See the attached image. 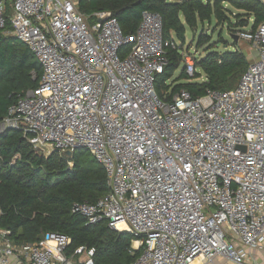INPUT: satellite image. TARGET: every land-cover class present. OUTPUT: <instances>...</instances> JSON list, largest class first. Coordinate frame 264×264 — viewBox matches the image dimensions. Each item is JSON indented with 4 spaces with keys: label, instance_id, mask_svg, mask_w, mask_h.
<instances>
[{
    "label": "built area",
    "instance_id": "2783aa9c",
    "mask_svg": "<svg viewBox=\"0 0 264 264\" xmlns=\"http://www.w3.org/2000/svg\"><path fill=\"white\" fill-rule=\"evenodd\" d=\"M77 2L0 0V31L25 44L42 70L39 85L8 108L0 133L19 131L43 155L86 150L109 191L70 211L132 235L140 253L131 264H262L264 22L234 33L255 53L234 89L198 98L181 90L166 102L154 82L178 44L164 38L160 16L144 11L137 30L124 34L110 13L90 20ZM180 55L193 77L195 56L186 48ZM10 235L0 229V264H95L94 249L67 254L62 234L33 244Z\"/></svg>",
    "mask_w": 264,
    "mask_h": 264
},
{
    "label": "trees",
    "instance_id": "16d2710c",
    "mask_svg": "<svg viewBox=\"0 0 264 264\" xmlns=\"http://www.w3.org/2000/svg\"><path fill=\"white\" fill-rule=\"evenodd\" d=\"M77 10L89 19L95 12L110 13L124 34L137 30L142 12L160 16L164 38L178 44L168 49L167 64L154 82L156 94L166 102L181 90L192 98L204 96L207 90H232L250 63L236 46L230 51L209 50L201 58L194 57L203 81H198L197 71L189 77L185 66L173 79L183 62L180 51L185 49L187 30L194 33L198 26L214 22L226 26L232 36L239 30L254 31L264 22L260 0H78ZM209 42L210 37L201 34L196 48ZM128 52L129 46L124 47L121 56ZM41 73L28 47L0 31V122L19 95L39 85ZM108 191L103 168L86 150H76L69 158L57 152L43 155L19 131L0 133V229L10 231L14 242L33 244L45 233H58L70 239L67 254L83 247L94 249L95 264L133 263L140 251L132 250V235L113 231L104 223L87 225L70 211L73 203H95Z\"/></svg>",
    "mask_w": 264,
    "mask_h": 264
},
{
    "label": "rangeland",
    "instance_id": "374dc122",
    "mask_svg": "<svg viewBox=\"0 0 264 264\" xmlns=\"http://www.w3.org/2000/svg\"><path fill=\"white\" fill-rule=\"evenodd\" d=\"M234 11V10H233ZM235 12V11H234ZM229 31L227 30L226 26H223L222 28L219 26H216L214 22L211 23L210 26L204 25L203 27L198 26V28L195 30L194 33L190 32L189 30L186 31V37H185V47L188 48L189 52L195 56V58H201L207 54L209 50L217 51V52H223V51H230L234 50V48H238L241 50L246 56L248 57L249 61L253 60L255 58V53L251 45L248 43H245L240 40L233 41L229 35ZM201 34H206L210 37V42L207 45H204L201 48H196L197 39ZM221 37V40L220 38ZM224 43L227 44L225 47ZM214 45L211 49L208 47ZM236 46V47H235ZM192 55V56H193ZM184 63L182 62L179 68L175 71L173 79L177 78L182 69L184 68ZM197 71V70H196ZM199 74V80H204V75L199 70L197 71ZM1 131V130H0ZM50 153V150L48 148L45 149V154ZM65 157H70L66 156Z\"/></svg>",
    "mask_w": 264,
    "mask_h": 264
},
{
    "label": "crops",
    "instance_id": "0c3cea01",
    "mask_svg": "<svg viewBox=\"0 0 264 264\" xmlns=\"http://www.w3.org/2000/svg\"><path fill=\"white\" fill-rule=\"evenodd\" d=\"M260 1H261V2L263 3V5H264V0H260ZM258 258H259L260 262H261L262 264H264V252H261L260 255L258 256ZM208 264H229V263H227V262L224 261L223 259L218 258V259L214 260L212 263H208Z\"/></svg>",
    "mask_w": 264,
    "mask_h": 264
},
{
    "label": "water",
    "instance_id": "95a60500",
    "mask_svg": "<svg viewBox=\"0 0 264 264\" xmlns=\"http://www.w3.org/2000/svg\"><path fill=\"white\" fill-rule=\"evenodd\" d=\"M230 37H231V39H233V41H236L237 40L235 35H232Z\"/></svg>",
    "mask_w": 264,
    "mask_h": 264
}]
</instances>
